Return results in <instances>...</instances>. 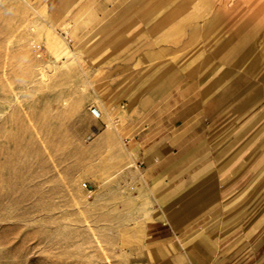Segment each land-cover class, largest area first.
<instances>
[{
	"label": "crops",
	"instance_id": "0c3cea01",
	"mask_svg": "<svg viewBox=\"0 0 264 264\" xmlns=\"http://www.w3.org/2000/svg\"><path fill=\"white\" fill-rule=\"evenodd\" d=\"M118 11L110 74L133 83L113 109L146 264H264V0Z\"/></svg>",
	"mask_w": 264,
	"mask_h": 264
},
{
	"label": "rangeland",
	"instance_id": "374dc122",
	"mask_svg": "<svg viewBox=\"0 0 264 264\" xmlns=\"http://www.w3.org/2000/svg\"><path fill=\"white\" fill-rule=\"evenodd\" d=\"M122 1L0 0V264H146L113 109L133 80L109 68Z\"/></svg>",
	"mask_w": 264,
	"mask_h": 264
},
{
	"label": "built area",
	"instance_id": "2783aa9c",
	"mask_svg": "<svg viewBox=\"0 0 264 264\" xmlns=\"http://www.w3.org/2000/svg\"><path fill=\"white\" fill-rule=\"evenodd\" d=\"M90 112H91V114L93 115V116H95V117H99V112H98V109H97V107L96 106H92V107H90Z\"/></svg>",
	"mask_w": 264,
	"mask_h": 264
},
{
	"label": "bare ground",
	"instance_id": "6f19581e",
	"mask_svg": "<svg viewBox=\"0 0 264 264\" xmlns=\"http://www.w3.org/2000/svg\"><path fill=\"white\" fill-rule=\"evenodd\" d=\"M97 109H98V112H99L98 115L100 116V115H101V110H100V108H98V107H97Z\"/></svg>",
	"mask_w": 264,
	"mask_h": 264
}]
</instances>
